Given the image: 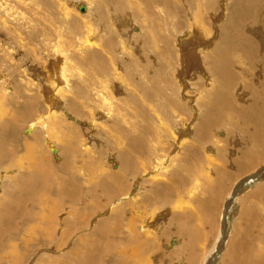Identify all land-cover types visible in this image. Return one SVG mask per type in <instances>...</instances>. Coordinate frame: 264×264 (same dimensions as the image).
<instances>
[{
    "label": "bare ground",
    "instance_id": "obj_1",
    "mask_svg": "<svg viewBox=\"0 0 264 264\" xmlns=\"http://www.w3.org/2000/svg\"><path fill=\"white\" fill-rule=\"evenodd\" d=\"M192 2L0 0V264H264V0Z\"/></svg>",
    "mask_w": 264,
    "mask_h": 264
},
{
    "label": "rangeland",
    "instance_id": "obj_2",
    "mask_svg": "<svg viewBox=\"0 0 264 264\" xmlns=\"http://www.w3.org/2000/svg\"><path fill=\"white\" fill-rule=\"evenodd\" d=\"M195 2H196V3H195ZM200 2H201V0H200V1H199V0H198V1H197V0H193L191 6H193V7H197L198 4L201 5ZM172 4H173V3H172ZM174 4H175V3H174ZM174 4H173V5H174ZM193 4H194V5H193ZM196 4H197V5H196ZM186 5H187V4H186ZM195 5H196V6H195ZM200 5H199L198 7H201ZM216 5H217V4H216ZM216 5H215V6H216ZM170 8L172 9L171 11H174V10H175L173 6H171ZM215 8H216V7H214V9H215ZM252 63L254 64V57H253V62H252ZM249 69H250V68H249ZM253 70H254V71H253ZM263 70H264V68H263ZM263 70H261V73H259L260 71H259V72L256 71L255 68H254V65L251 67V69H250L249 71L251 72V79H250V82H251L252 84L249 83L250 85H252V86H254V85L259 86L257 83L260 81L259 76L262 74V71H263ZM258 79H259V80H258ZM254 82H255V83H254ZM260 87H261V86H260ZM254 94H255V93L253 92V94H252L253 96H252V98H251V101H256L257 103H260V96H259L260 93L258 94V97H257L256 95H254ZM253 104L256 106V103H255V102L252 103V107H253V109L255 110V108H254L255 106H254ZM219 109H220V108H219ZM226 110H227V109H224V111H223V109L218 110V113H219V111H220V113L217 114V118H216V120H218V121H222V119L225 120V116H226V113H227V111H228V110H227V111H226ZM254 110H253V111H254ZM224 112H226V113H224ZM246 112H247V113H250V109H247ZM224 120H223V121H224ZM232 121H233V120H232ZM232 121H231L230 123L227 122V124L229 123V124H228L229 127H230V126L233 127V124L235 125V124L238 122V121H237V122H234V121H233V122H234V123H233ZM240 124H241V123H240ZM237 126H238V125H237ZM249 126H251V125L249 124ZM246 128H247V127H246ZM214 129H216V128H214ZM249 132H250V135H251V129H249V131L247 132L248 135H249ZM263 133H264V130L262 131V134H263ZM263 140H264V135H263Z\"/></svg>",
    "mask_w": 264,
    "mask_h": 264
}]
</instances>
